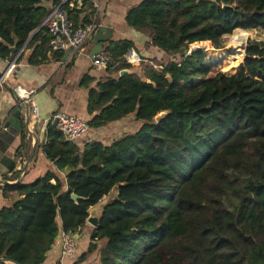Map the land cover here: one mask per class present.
Listing matches in <instances>:
<instances>
[{
	"label": "trees",
	"instance_id": "16d2710c",
	"mask_svg": "<svg viewBox=\"0 0 264 264\" xmlns=\"http://www.w3.org/2000/svg\"><path fill=\"white\" fill-rule=\"evenodd\" d=\"M72 1L0 0V60L23 47L29 63L43 60L52 39L43 23L56 7L74 29L93 25ZM125 23L146 39L145 49L179 60L134 68L123 63L134 44L108 42L104 51L121 64L89 90L88 126L130 116L142 126L81 148L49 123L40 149L65 182L48 172L3 187L4 198L18 200L0 210V264H43L59 233H77L104 198L90 235L106 241L99 264H264V43H248L232 76L209 61L237 30L264 35V0H144ZM231 37L244 47L250 38ZM89 83L85 77L81 86ZM26 137L23 130L22 143Z\"/></svg>",
	"mask_w": 264,
	"mask_h": 264
},
{
	"label": "crops",
	"instance_id": "0c3cea01",
	"mask_svg": "<svg viewBox=\"0 0 264 264\" xmlns=\"http://www.w3.org/2000/svg\"><path fill=\"white\" fill-rule=\"evenodd\" d=\"M84 1L86 4L82 6ZM142 1L144 0H73L70 7L75 6L77 10H82L81 19L91 15L90 17L98 26L111 28L113 30L111 41L132 42L135 46L133 50L144 63L149 62L152 67L161 69L162 67L157 64H167L178 59L179 56H168L156 48L145 49L146 39L128 28L125 23L127 11ZM50 5L51 3L46 4L47 7ZM37 31L38 29L30 34L28 41L34 37ZM107 44L108 42L103 44L101 50H104ZM97 48L90 38L76 53L70 48L60 53H53L49 50L45 53L43 60L37 58L33 63H29L31 50L23 47L18 52H13L14 55L11 59L0 60V128L5 127L0 145H4L7 149L4 163L8 162L6 160H12L11 157L15 154L14 168L8 171V174L0 176V210L10 207L18 200L15 193L10 194L8 198L2 196V189L6 186L4 182L10 186L16 183L30 184L48 172L60 176L65 182L66 173L56 170L53 163L44 157L40 146L46 142V127L50 123L51 117L56 113L62 112L87 123L91 119L86 111L89 90L94 88L96 83L115 75L112 69L102 70L91 64V58L97 52ZM85 77L91 80L88 88L81 86ZM16 88L21 92L30 93V99L26 103L28 107L31 106V103L34 104L37 109V116L33 117L30 114L27 126L25 125L24 109L19 106L18 101V98L21 99V95L16 94L14 91ZM18 107L21 108L19 120L23 125L22 131L24 130L27 136L24 143L19 137L20 133L8 123L11 113ZM141 126L142 123L138 122L134 116H130L101 129L89 128L86 135L76 143L81 148L91 141L109 145L122 137L137 133ZM22 144H25L26 150L20 151L23 157L19 158L17 157L18 150ZM6 165L8 167V163ZM104 203H106L105 198L89 210V216H93L91 214L94 213L98 217ZM93 229L86 222L85 226L75 233L76 246L74 254L71 256L61 254L59 233L43 264H99L106 241H91L90 235ZM89 246L95 247L92 253L88 252Z\"/></svg>",
	"mask_w": 264,
	"mask_h": 264
},
{
	"label": "built area",
	"instance_id": "2783aa9c",
	"mask_svg": "<svg viewBox=\"0 0 264 264\" xmlns=\"http://www.w3.org/2000/svg\"><path fill=\"white\" fill-rule=\"evenodd\" d=\"M43 25L48 29L52 36L48 46L53 53H60L63 50L70 48L73 52H78L84 42L91 36L96 30V26L93 23L91 26L84 28H73L68 21L67 13L59 7L54 8L45 19ZM143 61L135 53L133 49L127 52L124 56V64L131 67L139 66ZM91 64L99 69L108 70L114 68L121 63H114L111 58V54L101 50L91 58ZM113 64L112 67L110 65ZM156 69H160L155 67ZM16 94H20L21 100L25 102L30 99L31 94L27 92H21L18 88L14 89ZM23 93V94H22ZM20 99V98H19ZM29 108V114L33 117L37 116V109L34 104L31 103ZM50 123L60 132L64 142L76 143L83 138L89 131L88 123L71 115H67L62 112H58L51 117ZM79 231V230H78ZM60 250L61 254L65 256H71L74 254L76 246L75 234H69L66 232H60Z\"/></svg>",
	"mask_w": 264,
	"mask_h": 264
},
{
	"label": "water",
	"instance_id": "95a60500",
	"mask_svg": "<svg viewBox=\"0 0 264 264\" xmlns=\"http://www.w3.org/2000/svg\"><path fill=\"white\" fill-rule=\"evenodd\" d=\"M94 24L96 26V31H94L88 39L92 38L93 45L95 47L96 46L98 47L97 48V52L95 53V54H97L98 52L101 51V49H102L101 47H102L103 44H105L107 42H110L112 40L113 30H111V28H108L106 26H101L100 27V26H98V24L96 22ZM246 48H247V46H245L244 54H245ZM192 51L193 50L190 49L189 51H184V53L186 55H189ZM11 52H14V48L11 49ZM18 101H19V106L23 107V109H24L25 125L27 126L29 124V119H30L28 105H27V103L24 100H21L19 98H18ZM20 107H18V109H16L14 112L11 113L9 121H8V123L11 125V127L14 130H16L18 133H20L19 137H21L22 126H23L21 124L20 120H19V118L21 116V108ZM166 115H167L166 112H162V113L158 114L154 118L155 123H159L160 120L163 119ZM4 131H5V127L2 126V128H0V139H2V137H3L2 133ZM27 134L29 135V133H27ZM6 151H7V149L4 147V145H0V176H3L4 174H8V171H11L14 168V166H15V154L11 157L12 160H10V159L6 160V162L8 161L7 162L8 163V167L6 165L7 163H4V160L6 159V157H5L6 156ZM4 184L7 185L6 182H4ZM72 198L74 200L77 199L76 196H72ZM101 213H102V211H101ZM94 216H95V214H94ZM100 217H101V214L98 215V217L95 216L94 218H93V216H89L86 222L91 227H93L95 229L98 226Z\"/></svg>",
	"mask_w": 264,
	"mask_h": 264
},
{
	"label": "rangeland",
	"instance_id": "374dc122",
	"mask_svg": "<svg viewBox=\"0 0 264 264\" xmlns=\"http://www.w3.org/2000/svg\"><path fill=\"white\" fill-rule=\"evenodd\" d=\"M235 32L236 33H242V34H248L250 36V38H249V40L245 46H247L249 42H253V41L264 43V35L260 31L243 32V31L237 30ZM232 35H230V36H232ZM230 36H225L222 38V40H221V47L222 48L220 50H214L211 47L214 51H216V53H219V54L214 56L213 58H210V60H209L210 62H218L219 65H218L217 70L226 76H232V75L238 73L240 66L242 64V61L245 58V54H244L245 47L243 50H242V47H239V51L235 52L234 49L232 48V46L229 44ZM241 51H242V53L240 54ZM206 59H208L207 55H206ZM176 60L178 61L179 58ZM237 66H238V68L236 69ZM29 116H30V114H29ZM91 215L94 216V213H92Z\"/></svg>",
	"mask_w": 264,
	"mask_h": 264
},
{
	"label": "bare ground",
	"instance_id": "6f19581e",
	"mask_svg": "<svg viewBox=\"0 0 264 264\" xmlns=\"http://www.w3.org/2000/svg\"><path fill=\"white\" fill-rule=\"evenodd\" d=\"M229 44L232 46L235 52L239 51V47H242V50L244 49V43L241 41L238 42V40H236L235 38H232L231 36L229 38Z\"/></svg>",
	"mask_w": 264,
	"mask_h": 264
}]
</instances>
